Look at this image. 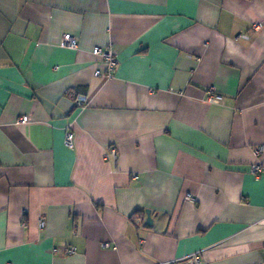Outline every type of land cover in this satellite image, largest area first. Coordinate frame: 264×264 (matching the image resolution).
Masks as SVG:
<instances>
[{"label": "crops", "instance_id": "0c3cea01", "mask_svg": "<svg viewBox=\"0 0 264 264\" xmlns=\"http://www.w3.org/2000/svg\"><path fill=\"white\" fill-rule=\"evenodd\" d=\"M260 144L264 0H0V264H264Z\"/></svg>", "mask_w": 264, "mask_h": 264}, {"label": "built area", "instance_id": "2783aa9c", "mask_svg": "<svg viewBox=\"0 0 264 264\" xmlns=\"http://www.w3.org/2000/svg\"><path fill=\"white\" fill-rule=\"evenodd\" d=\"M252 26L256 29V28H259L261 26V23H253ZM60 44L62 46L75 47L77 45V41L73 35H71L69 32H66L62 35ZM93 52L95 54L100 55L102 57V59L104 60V62L107 64V75L110 76L111 71L116 67V65L118 63V60L115 57V55L112 53V51L110 49L109 50L108 49H102L100 47H94ZM95 73L98 74L99 71L96 70ZM207 93H208V99L211 101H219L222 98V95L219 94L218 92H216L214 87H209L207 89ZM77 100L79 102H83L86 100V96L84 94H79L77 97ZM26 120H27L26 115H23L20 118V121H26ZM70 138H71V134H68L67 140L69 141ZM263 151H264V144L257 145L253 149V152L256 156ZM109 153L115 155L114 149L111 148L109 150ZM262 169H263V164L259 161H256V162L252 163V165H251V171L255 175H258L262 171ZM185 199L188 201L194 202L196 200V197L194 195L188 193L185 196ZM43 225H44V221L40 220L39 226L43 227ZM74 250H75V247H65L66 252H74ZM166 263L167 264H200V255H199V253H192L189 255L182 256V257L169 259ZM151 264H163V262H153Z\"/></svg>", "mask_w": 264, "mask_h": 264}, {"label": "water", "instance_id": "95a60500", "mask_svg": "<svg viewBox=\"0 0 264 264\" xmlns=\"http://www.w3.org/2000/svg\"><path fill=\"white\" fill-rule=\"evenodd\" d=\"M146 212H147L146 223L147 224H151L152 223V220L150 218V211H149V209H147Z\"/></svg>", "mask_w": 264, "mask_h": 264}]
</instances>
